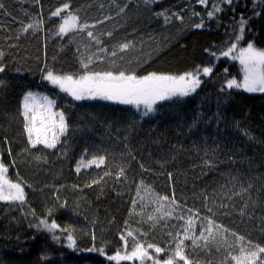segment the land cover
Segmentation results:
<instances>
[{
	"label": "trees",
	"instance_id": "obj_1",
	"mask_svg": "<svg viewBox=\"0 0 264 264\" xmlns=\"http://www.w3.org/2000/svg\"><path fill=\"white\" fill-rule=\"evenodd\" d=\"M0 3V163L25 197L23 202L0 201V264H116L107 257L117 250L124 254L122 235L128 252L134 239L166 249L159 254L149 250L163 261L190 217L194 229L189 235L199 237L209 220L216 235L207 247L203 240L196 247L185 241V255L197 264H235L229 252L240 255V243L247 241L264 247V92L227 87L244 74L233 56L248 43L264 50V0ZM64 4L69 7L63 9ZM214 5L220 11L209 17ZM58 8L63 9L60 16H52ZM69 14L89 27L59 33ZM28 24L36 27L24 31ZM123 43L130 47L120 51L116 46ZM233 43L237 48L221 55ZM83 64L88 71L138 77L204 67L212 72L200 75L194 93L158 101L141 115L117 101L75 100L44 79L48 71L83 75ZM41 89L58 98L56 108L67 123L51 150L30 146L21 114L25 93ZM101 156L105 163L99 167L76 170L79 159ZM164 196L169 201L157 202ZM169 210L172 214L166 215ZM41 220L60 227L51 233L39 225ZM216 225L222 226L218 233ZM129 231L133 237H127ZM69 234L75 250L67 246Z\"/></svg>",
	"mask_w": 264,
	"mask_h": 264
},
{
	"label": "snow or ice",
	"instance_id": "obj_2",
	"mask_svg": "<svg viewBox=\"0 0 264 264\" xmlns=\"http://www.w3.org/2000/svg\"><path fill=\"white\" fill-rule=\"evenodd\" d=\"M201 4H206L207 0H199ZM231 3V0H227ZM4 5L0 3V8ZM68 4L63 5V9H67ZM214 11L208 13L209 17L214 15V12L220 11L215 5ZM63 9L58 8L52 13V16H60ZM163 15V13H160ZM245 21L241 19V35L236 37L239 41L242 39L243 25ZM36 27L34 24H28L24 31L30 28ZM87 24H78V17L73 14H69L67 17L63 18V22L59 25V33H68L72 29L79 28L81 30L88 28ZM197 28L202 27V25H196ZM89 37L94 40H99L93 35L91 31L87 33ZM111 35V33H108ZM120 51H124L130 47L129 43H123L116 46ZM237 44L233 43L227 51L222 52L221 55L227 57L235 49ZM101 52L106 51V49L101 48ZM2 55V53H0ZM111 55L115 57L117 52L112 51ZM215 56V54H212ZM233 59H238L243 65L244 77L243 82H238L235 79L229 80L227 82L228 88H243L248 92H264V50H258L252 43H248L247 47L241 48L239 50L238 56H233ZM88 63H92V59L89 58ZM83 68L86 70L83 75L74 77L72 74L58 75L54 74L52 71H48L44 79L50 81L53 85H58L59 88L67 92L76 100H82L86 98H96L100 97L105 100L119 101L125 104H135L137 106L143 104L146 111L144 115L153 111V105L158 101H163L171 99L172 97H185L194 93L196 89L200 86L201 80L200 75H208L212 72V68L204 67L202 69L197 68L195 71L185 72L181 75H170V74H157L155 72L149 73L144 76H136L133 74H126L124 71H120L118 74H114L112 71L105 72H95L88 71V64H83ZM4 68L0 66V72H3ZM2 83V82H0ZM56 104L55 100L49 99L47 96H42L31 91L27 92L23 97L22 103V115L25 120V130L28 133V139L32 146L37 144H44L48 148L56 147L60 136L67 131V123L65 119V114L63 111H53V107ZM105 163V158L103 156L99 158H93L88 162L87 165H78L77 171L80 170L81 166H91L95 164L97 167ZM8 168L0 163V201H21L23 202L24 190L20 183H13L7 177ZM123 168H121L119 175H123ZM109 173H105L108 175ZM93 183H98V181H93ZM143 184V182H141ZM90 186V185H89ZM145 191H149L145 189ZM137 194L139 195V189ZM169 201V197H159L158 201ZM171 203H175L174 198ZM136 204V201H133ZM159 211V209H158ZM171 210H169L166 215H171ZM149 220L156 221L159 218L156 216H149ZM183 219V217H180ZM39 225H42L49 232L54 233L56 229L60 226L53 220L49 223L47 220H41ZM38 225V226H39ZM217 233L222 226L216 225ZM194 222L190 217L187 221L186 226L183 229V236L181 237L177 233L176 237L173 239L176 241L175 248L172 250L171 256L167 259L161 261L156 258L153 254H150V249H154V253H165L167 250L152 244L145 246L139 242L133 240L131 251L128 252V239L122 235L121 240L123 243L124 254H121L120 250H117L114 255L107 257L110 261H115L116 264H120L122 261H133L138 260L140 264H145L146 261H150L151 264H197L195 261L189 260L188 256L185 255V241L190 240L193 247L198 246V240L204 241V246L210 240L216 239V235L213 233V221H208V226L205 231H201L199 237L193 232ZM227 231V230H225ZM207 232V235H205ZM171 235V233L169 234ZM235 236V233H233ZM127 237H133V233L129 231ZM54 240H59V237L53 235ZM94 239V237H93ZM226 241V237L224 238ZM68 247L75 250L76 241L73 235L69 234L67 236ZM237 242H244L243 236L236 237ZM229 247H234L230 245ZM96 249H89L93 251ZM101 253L104 249H99ZM240 255L233 256L229 252V258L235 261V264H264V247L260 245H254L251 241L246 243H240L239 246Z\"/></svg>",
	"mask_w": 264,
	"mask_h": 264
},
{
	"label": "rangeland",
	"instance_id": "obj_3",
	"mask_svg": "<svg viewBox=\"0 0 264 264\" xmlns=\"http://www.w3.org/2000/svg\"><path fill=\"white\" fill-rule=\"evenodd\" d=\"M239 63H240V61H239ZM241 64V63H240ZM241 67H242V71H243V73H244V70H243V65H241ZM243 77H244V74H243ZM240 82H243V78H242V80L240 81ZM51 83V82H50ZM53 85V84H52ZM55 88H58L60 91H62L60 88H59V86L58 85H53ZM31 92H33V93H37V94H39V95H42V96H47L49 99H51V100H55V101H57L58 100V98L52 93V91L51 90H48V89H41L40 91L39 90H37V91H31ZM63 93H65V94H67V95H69L67 92H64V91H62ZM26 94V93H25ZM69 96H71V95H69ZM24 97V96H23ZM72 97V96H71ZM73 98V97H72ZM74 99V98H73ZM86 99H89V100H96V99H99V100H105V99H102V98H100V97H96V98H86ZM76 100V99H75ZM108 101V100H107ZM109 101H114V100H109ZM117 102H119V101H117ZM22 103H23V98H22ZM22 103H21V114H22V111H23V108H22ZM129 105H132L133 106V108H135V110H137L141 115H144V112L146 111V109H145V107H144V105L143 104H141V105H139V106H137V105H135V104H129ZM53 111H60V110H58L57 108H56V104L54 105V107H53ZM22 118H23V121H24V125H25V120H24V117H23V115H22ZM23 125V126H24ZM26 131V130H25ZM66 133V132H65ZM65 133L63 134V135H61L60 136V139H59V141H58V143L60 142V140H61V138L65 135ZM26 134H27V138H28V133H27V131H26ZM28 141H29V139H28ZM58 143L56 144V146L58 145ZM29 144H30V146L31 147H38V146H43V147H45V148H47V149H49V150H51V149H54V148H48V147H46L44 144H37V145H35V146H32V144H31V142L29 141ZM93 159V158H92ZM92 159H89V160H86V159H83V158H81L78 162H77V164H75L76 165V169H77V167H78V165H81V163H83V165H87L88 164V162L89 161H91ZM93 166H96L95 164H93V165H91V166H81L80 167V170H87V169H89L90 167H93ZM79 170V171H80ZM9 179V178H8ZM10 180V179H9ZM11 181V180H10ZM13 183H17V182H14V181H12Z\"/></svg>",
	"mask_w": 264,
	"mask_h": 264
},
{
	"label": "bare ground",
	"instance_id": "obj_4",
	"mask_svg": "<svg viewBox=\"0 0 264 264\" xmlns=\"http://www.w3.org/2000/svg\"><path fill=\"white\" fill-rule=\"evenodd\" d=\"M79 160H80V159H79ZM79 160H78V161H79ZM78 161H77V162H78Z\"/></svg>",
	"mask_w": 264,
	"mask_h": 264
}]
</instances>
